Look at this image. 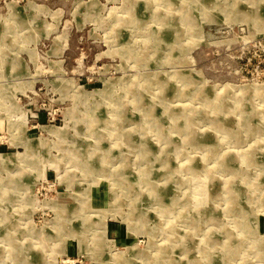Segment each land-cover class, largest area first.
<instances>
[{
  "label": "rangeland",
  "instance_id": "1",
  "mask_svg": "<svg viewBox=\"0 0 264 264\" xmlns=\"http://www.w3.org/2000/svg\"><path fill=\"white\" fill-rule=\"evenodd\" d=\"M263 115L264 0H0V264H264Z\"/></svg>",
  "mask_w": 264,
  "mask_h": 264
},
{
  "label": "bare ground",
  "instance_id": "2",
  "mask_svg": "<svg viewBox=\"0 0 264 264\" xmlns=\"http://www.w3.org/2000/svg\"><path fill=\"white\" fill-rule=\"evenodd\" d=\"M255 13V12H254ZM254 15V14H253ZM256 16V15H255ZM187 17H189V15H187ZM191 18V17H190ZM189 18V19H190ZM193 19V18H192ZM256 19V18H255ZM193 84V83H192ZM196 88H198V87H196ZM263 88V87H262ZM260 90V89H259ZM108 93V92H107ZM103 95V94H102ZM199 95V94H198ZM214 96V95H213ZM220 97V96H219ZM215 99V98H214ZM220 101V100H219ZM209 102V101H208ZM211 103V102H210ZM214 103V102H213ZM145 106V105H144ZM218 109V108H217ZM218 110H220V109H218ZM178 111V110H177ZM147 112H149V110L147 111ZM196 113V112H195ZM148 114H150V113H148ZM190 114H191V112H190ZM261 116V115H260ZM264 116V115H263ZM147 117V116H146ZM225 117V116H224ZM96 119V118H95ZM99 119V118H98ZM180 119V118H179ZM197 120V116H195V114L193 115V113H192V115L191 116H189V117H187L186 119H185V121H186V126H187V129H190L191 128V130H192V126L191 125H193V123L195 122ZM223 122V121H222ZM93 123V122H92ZM95 123V122H94ZM93 123V124H94ZM103 123V122H102ZM105 124V123H104ZM154 124V123H153ZM121 128V127H120ZM160 128V127H159ZM111 129V128H110ZM131 131V130H130ZM159 132V131H158ZM120 134V133H119ZM188 136H190V139L192 138V136H193V132H190V134L188 135ZM236 138H237V135L235 134L234 135ZM187 137V136H186ZM126 138V137H125ZM188 139V138H187ZM193 139V138H192ZM145 146V145H144ZM235 154V153H234ZM148 155V154H147ZM219 155V154H218ZM220 158V160L222 161V160H224L225 158H227V156H220L219 157ZM248 158V157H247ZM2 160V159H1ZM219 162V161H218ZM221 164H222V162H221ZM192 168V167H191ZM228 170V169H227ZM232 170V169H231ZM192 171H194V170H192ZM117 173V172H116ZM119 173V172H118ZM119 175V174H118ZM123 175V174H122ZM121 176V175H120ZM230 178V177H229ZM247 178V177H246ZM223 182V181H222ZM222 186V185H221ZM125 187V186H124ZM222 191V190H221ZM227 193L228 194H232V189H230L229 187L227 188ZM157 192V191H156ZM207 192H208V190H207ZM154 193V192H153ZM155 194V193H154ZM217 196H218V194H217ZM208 198V197H207ZM194 208V207H193ZM232 214V213H231ZM249 216H252L251 214H247V216H246V218L245 219H248L249 218ZM255 218V220H256V214H254V217H253V219ZM239 227H240V232H241V234L244 236V234H243V232L246 234L245 236H252V235H254V236H257V233H256V223H251V225L249 224H247L246 222H244V224L243 225H239ZM239 229V228H238ZM239 232V231H238ZM231 234V233H230ZM234 234V233H233ZM235 235V234H234ZM234 244H235V242H234ZM232 246V245H231ZM230 245H227V246H225L224 247V251H226V253L228 252V251H231V248H233V247H231ZM19 254V253H18ZM221 255H223L222 253H221ZM224 255H226V254H224ZM208 256H210V255H208ZM207 258V255H206V252H205V259ZM209 259V258H208Z\"/></svg>",
  "mask_w": 264,
  "mask_h": 264
}]
</instances>
